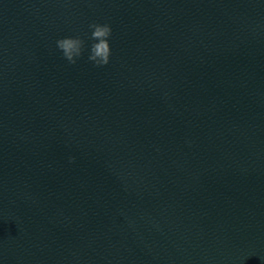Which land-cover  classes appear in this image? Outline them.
<instances>
[{"label":"water","instance_id":"95a60500","mask_svg":"<svg viewBox=\"0 0 264 264\" xmlns=\"http://www.w3.org/2000/svg\"><path fill=\"white\" fill-rule=\"evenodd\" d=\"M0 264H264V0H0Z\"/></svg>","mask_w":264,"mask_h":264},{"label":"clouds","instance_id":"9594fccd","mask_svg":"<svg viewBox=\"0 0 264 264\" xmlns=\"http://www.w3.org/2000/svg\"><path fill=\"white\" fill-rule=\"evenodd\" d=\"M90 39L94 41L90 48L88 59L95 62L96 66L107 65L111 55L109 37L112 29L107 24L93 23ZM58 48L62 51L64 57L71 64H76L77 59L83 55L86 43L79 36L62 38L57 41Z\"/></svg>","mask_w":264,"mask_h":264}]
</instances>
